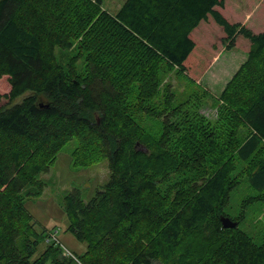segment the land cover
<instances>
[{
	"label": "trees",
	"instance_id": "1",
	"mask_svg": "<svg viewBox=\"0 0 264 264\" xmlns=\"http://www.w3.org/2000/svg\"><path fill=\"white\" fill-rule=\"evenodd\" d=\"M224 7L125 0L109 13L103 0H0V264H264V243L240 217L235 228L220 221L243 180L257 192L246 201L264 202V31L232 24ZM210 22L227 49L249 41L246 59L218 96L199 90L174 105L165 77L193 81L207 69L192 33ZM56 49L76 52L63 64ZM208 100L210 119L200 112ZM144 119H159L160 132ZM71 140L75 166L106 157L109 168L88 201L78 190L63 198L66 231L85 245L77 262L23 205Z\"/></svg>",
	"mask_w": 264,
	"mask_h": 264
},
{
	"label": "rangeland",
	"instance_id": "2",
	"mask_svg": "<svg viewBox=\"0 0 264 264\" xmlns=\"http://www.w3.org/2000/svg\"><path fill=\"white\" fill-rule=\"evenodd\" d=\"M125 0H103V7L109 13H115ZM225 18L232 24L245 25L253 33L264 31V3L261 0H225L222 11ZM195 39L203 47L210 63L207 69H202L196 80L188 75L172 71L164 82H169L175 94L174 105L187 100L199 90H206L210 97L218 96L224 89L232 75L245 61L249 49V41L238 36L234 40L232 49L223 44L224 33L214 23H201L193 33ZM75 50L68 53L56 49L57 59L66 64L68 57L75 55ZM84 60L78 59L75 63L76 72H83ZM136 90V88H133ZM27 94L18 97L13 104L20 103ZM205 103L200 112L210 118L215 116V110L210 106L212 101ZM1 105V102H0ZM143 126L154 134L161 130L159 119H144ZM77 147L76 140L66 143L59 152L55 162L47 173L39 178L45 183L43 193L39 197L24 196L23 205L33 219L34 228L38 233L47 235L55 232L53 239L62 248L65 256L73 258L82 254L85 245L75 240L70 232L66 231L67 220L63 211V198L73 190H78L84 201H88L97 191L109 181L108 159L102 158L87 167L75 166L72 161V152ZM31 191V188L23 190ZM257 194L249 187L246 180L230 193L229 203L224 213L229 218L239 219L238 228L246 233L257 244L264 243V202L252 203L246 200ZM247 202V203H246ZM44 249V244L38 248V253Z\"/></svg>",
	"mask_w": 264,
	"mask_h": 264
},
{
	"label": "water",
	"instance_id": "3",
	"mask_svg": "<svg viewBox=\"0 0 264 264\" xmlns=\"http://www.w3.org/2000/svg\"><path fill=\"white\" fill-rule=\"evenodd\" d=\"M221 221V225L223 228L227 229V228H235L237 227V222L232 221L229 217L227 216H222L220 218Z\"/></svg>",
	"mask_w": 264,
	"mask_h": 264
},
{
	"label": "built area",
	"instance_id": "4",
	"mask_svg": "<svg viewBox=\"0 0 264 264\" xmlns=\"http://www.w3.org/2000/svg\"><path fill=\"white\" fill-rule=\"evenodd\" d=\"M51 237L54 238V235H52Z\"/></svg>",
	"mask_w": 264,
	"mask_h": 264
}]
</instances>
